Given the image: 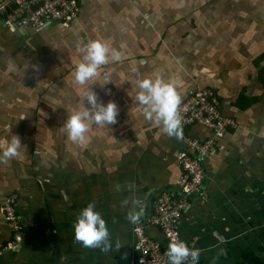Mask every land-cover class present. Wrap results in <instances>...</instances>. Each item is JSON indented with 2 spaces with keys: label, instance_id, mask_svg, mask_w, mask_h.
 <instances>
[{
  "label": "crops",
  "instance_id": "obj_1",
  "mask_svg": "<svg viewBox=\"0 0 264 264\" xmlns=\"http://www.w3.org/2000/svg\"><path fill=\"white\" fill-rule=\"evenodd\" d=\"M80 3L68 30L17 32L0 24V148L14 136L22 144L19 156L0 162V208L15 195L22 225L20 246L2 253L0 264H134L136 224L127 213L142 209L140 221H147L162 194L179 192L177 137L143 116L133 86L157 73L181 81V104L210 88L237 123L204 160L208 200L191 197L182 239L199 250L198 264H264V0ZM91 40L122 53L100 70L111 83L102 75L89 82L98 102L116 103L118 116L107 127L90 124L79 145L61 127L84 107L88 89L74 83L73 72ZM188 133L211 136L198 125ZM133 201L140 202L135 209ZM90 202L107 223V253L74 240L72 225ZM148 234L166 242L156 229ZM9 239L0 213V245Z\"/></svg>",
  "mask_w": 264,
  "mask_h": 264
},
{
  "label": "built area",
  "instance_id": "obj_2",
  "mask_svg": "<svg viewBox=\"0 0 264 264\" xmlns=\"http://www.w3.org/2000/svg\"><path fill=\"white\" fill-rule=\"evenodd\" d=\"M80 13V0H0V24L17 32L29 29L41 31L51 25L68 30ZM179 114L181 134L177 138L179 151L176 155L181 171L179 192L162 194L153 205L149 221L150 226L160 229L166 242L163 245L152 238L147 232L146 221H139L133 229L139 251L137 264L141 261L143 264H168L165 255L167 245L174 238L183 240L180 224L192 205L191 197L197 195L202 202L208 200V194L201 190L206 180L204 160L215 153L230 130L237 128L233 118L223 115L219 98L210 88L191 94L180 104ZM195 125L205 127L211 136L206 139L192 138L188 129ZM15 200V195L7 196L0 208L10 231V239L0 245V255L15 250L22 242V225L15 209ZM186 244L196 249L193 244Z\"/></svg>",
  "mask_w": 264,
  "mask_h": 264
},
{
  "label": "clouds",
  "instance_id": "obj_3",
  "mask_svg": "<svg viewBox=\"0 0 264 264\" xmlns=\"http://www.w3.org/2000/svg\"><path fill=\"white\" fill-rule=\"evenodd\" d=\"M79 51L82 59L76 64L73 80L76 85L87 86L88 90L83 95L84 107L74 110L71 115H68L61 128L69 141L83 145L88 139L90 124L97 127H107L117 122L118 107L116 103L112 101L106 104L98 102L96 93L89 87L93 83L90 84L89 82L100 78L102 75L104 85L111 83L110 72L101 74L100 70L102 66L110 62L121 61L122 53L102 40H91ZM133 86L137 89L136 100L141 106L143 116L161 128V131L169 137L179 138L181 134V117L179 114L181 95L178 89L181 86V81L175 78L165 80L157 73L152 78L137 79ZM85 102H87V107ZM21 146L19 137L14 136L5 146L0 148V162L7 163L12 158L19 156ZM132 203L133 209L140 204L139 201ZM127 204V200L122 202V206ZM142 214V209L130 210L126 219L130 224H137ZM72 227L74 240L83 247L99 249L104 253L112 250L113 244L107 223L101 214L95 211L94 203L90 202L80 210ZM214 235L220 243L225 242L224 237L218 233ZM121 246L116 244L115 250ZM165 255L168 264H198L200 252L198 249L190 248L183 240L174 238L170 241ZM140 264H143V261Z\"/></svg>",
  "mask_w": 264,
  "mask_h": 264
},
{
  "label": "water",
  "instance_id": "obj_4",
  "mask_svg": "<svg viewBox=\"0 0 264 264\" xmlns=\"http://www.w3.org/2000/svg\"><path fill=\"white\" fill-rule=\"evenodd\" d=\"M149 221H150V218L146 221V224L148 225V227H147V232H150V229H156V230H158L160 233H161V231H160V229H158V228H156V227H154V226H150V224H149ZM162 234V233H161ZM159 242H161L163 245H164V243H163V241H159ZM166 245V244H165ZM168 246V245H167ZM137 258H136V261L134 262V264H137Z\"/></svg>",
  "mask_w": 264,
  "mask_h": 264
},
{
  "label": "flooded vegetation",
  "instance_id": "obj_5",
  "mask_svg": "<svg viewBox=\"0 0 264 264\" xmlns=\"http://www.w3.org/2000/svg\"><path fill=\"white\" fill-rule=\"evenodd\" d=\"M134 235V234H133Z\"/></svg>",
  "mask_w": 264,
  "mask_h": 264
}]
</instances>
